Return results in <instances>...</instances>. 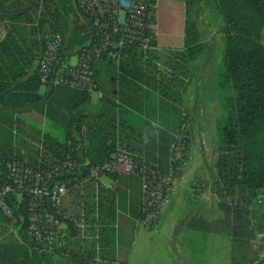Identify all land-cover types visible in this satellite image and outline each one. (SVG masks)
Segmentation results:
<instances>
[{
    "label": "trees",
    "instance_id": "16d2710c",
    "mask_svg": "<svg viewBox=\"0 0 264 264\" xmlns=\"http://www.w3.org/2000/svg\"><path fill=\"white\" fill-rule=\"evenodd\" d=\"M145 1L156 3V0ZM202 1L184 0L182 49H171L161 57L157 52L144 53L137 45H128L123 49L119 62L110 60L118 86L115 93L120 103L110 100L104 116H79L74 121L77 133L82 124L86 125L89 145L85 147L81 159L89 161L87 171L110 159L117 140L125 144L135 159L167 171L172 135L157 129L158 133L149 140L146 128L150 122L135 123L129 115L132 111L147 115L154 111L155 120L160 121L165 110L174 109L180 113L179 127L186 123L182 115L184 110L180 92L192 73L193 62L206 48L199 24L192 14ZM215 1L223 18L225 33L218 87L226 96L223 109L216 119L218 148L214 163V185L221 215L215 220L200 214L192 215L186 223L184 244L191 253L192 264H208L210 235L226 234L230 239L231 264H264V257L260 258L254 249L253 221V208L259 204L258 197L264 191V0ZM0 12L9 22L5 37L0 38V105L20 109L39 103L44 98L40 93L42 83L38 72L28 74L35 62L36 51L41 44L38 37L43 30H48L49 34L61 33L66 39V49L76 50L89 41L91 29L83 13L77 9L75 0H14L6 6L0 2ZM154 44H157L156 40ZM160 60L164 61L170 72L159 69ZM151 91L157 92L160 97L151 101ZM82 94L84 97L86 92L82 91ZM9 126L0 130V137H6V141L0 139L1 162L17 158L38 166L41 162L48 163L52 158L69 152V142L74 141L69 133L62 140L49 133L42 136L39 133L42 149L36 147L34 154L26 158L16 150L12 131L14 124ZM131 127L132 132L129 131ZM144 130L146 133H143ZM188 135L189 132L185 140L186 156L189 150ZM11 201L15 203L14 199ZM106 202V211H102L107 218L102 231L105 239L100 253L104 260L95 261L90 255L81 257L67 251L66 247L65 254L60 256L66 262L61 263L125 264L117 263L113 248L115 197L108 193ZM20 206L17 226L20 228L19 239L23 241L20 244L25 245L28 242L23 219L27 215V203L22 202ZM6 219L12 223L8 217ZM11 239L18 243L15 237ZM29 247L30 251L21 256L14 252L4 254L0 248V264L57 262L55 256L40 254L31 244Z\"/></svg>",
    "mask_w": 264,
    "mask_h": 264
},
{
    "label": "crops",
    "instance_id": "0c3cea01",
    "mask_svg": "<svg viewBox=\"0 0 264 264\" xmlns=\"http://www.w3.org/2000/svg\"><path fill=\"white\" fill-rule=\"evenodd\" d=\"M13 1L0 0L4 6L12 4ZM156 1L157 5L159 3L160 5L164 4L165 8L157 15L155 28L157 44H155L156 48L150 51L157 52L161 57H164L169 50L184 47L185 3L184 0ZM8 28L9 22L4 13L0 12V38L5 37ZM47 31L44 29L38 37L41 44L37 48V56L33 66L29 69V75L38 71L39 59L46 43V36L49 34ZM199 58L193 62L191 66L192 75L187 79L180 92L183 101L182 109L184 110L182 115L185 116L186 124L188 123V88ZM158 65L160 70L166 73L170 72L166 69L164 61L160 60ZM94 68L99 88L95 92H86L84 97L82 90L69 87L55 88L42 84L40 93L44 95V98L41 102L20 109L0 105V130L2 127H10L11 123L14 124L12 131L17 151H20L21 154H27L30 143H35L38 148L42 149L39 133L41 136L44 133H49L59 140L64 139L66 133L74 137L77 134L74 126L77 117L104 116L110 106V100H114L117 104L120 103L115 93L118 86L111 61L98 60L95 62ZM151 92V101L160 97L157 92ZM177 96H179V92ZM149 113L150 115L132 111L129 118L133 122L136 121L135 123L146 124V121L150 122V126L146 128L147 133L145 130L143 131V133L149 134L147 135L149 140L153 139L159 130L172 135L173 140L175 132L180 129L179 111L165 110L161 116L162 119H159L160 121L155 120L156 113L154 111ZM131 128L129 131L132 132L133 127ZM29 133H34L33 136L36 140L31 139ZM1 138L6 141L5 136ZM193 141L192 137L190 141L191 150L194 149ZM202 150H204L201 153L202 160H192L189 168L181 174L179 189L176 192L173 190L170 192L169 203L167 202L164 208L158 226L154 228L147 227L142 221L143 181L137 174L112 173L114 176L104 175L99 179L100 185L96 186L95 183H91V187L87 186L89 188L87 193L84 194L83 190H77L69 194L64 199V213L75 219L81 226L83 223L84 228L72 231V238L68 243L67 251L85 258L90 255L95 261L104 260L100 253L102 252V241L105 239L102 231L106 226L107 218L102 215V211H106V195L111 193L115 197L116 219L113 221V248L116 252L117 263L192 264L191 253L184 244L187 221L195 214L203 215L209 220L218 219L221 215L214 185L215 160L206 159L208 148L205 147ZM77 153L82 155L80 150H77ZM170 168L171 161L169 160L167 171L159 170L168 173ZM106 186L111 187L107 188ZM171 194L172 196H170ZM132 196H135V202H133ZM0 212L2 214L0 217V237L2 235L3 239L0 240L2 242L0 248H2L3 242L10 237H15L18 243H23L19 239V226L14 227L6 219L7 217L1 209ZM253 221L255 229L254 249L258 256L263 258L264 214L259 204L253 208ZM11 231L12 233H10ZM213 235L215 234L209 237V249ZM25 245L29 244L26 243ZM2 250L4 254L11 253L6 251V248H2ZM207 260L209 261V258Z\"/></svg>",
    "mask_w": 264,
    "mask_h": 264
},
{
    "label": "built area",
    "instance_id": "2783aa9c",
    "mask_svg": "<svg viewBox=\"0 0 264 264\" xmlns=\"http://www.w3.org/2000/svg\"><path fill=\"white\" fill-rule=\"evenodd\" d=\"M75 5L91 26V37L77 50H68L64 35L50 33L37 71L43 85L95 92L99 88L94 68L96 61L119 62L128 45H137L145 52L156 48L151 5L147 1L75 0ZM187 132L188 125L183 123L174 134L168 173L135 159L120 140L107 162L87 171L89 161L75 154L80 150L83 155L89 145L86 125L82 124L74 141L69 142L71 150L48 163L34 166L26 159L17 158L0 161V209L12 225L17 226L20 205L27 203V215L23 219L27 242L43 255L65 254L72 231L84 228V224L81 226L64 213V199L74 191L86 189L92 182L100 185L101 176L134 173L143 181L142 221L149 228L157 227L168 196L176 185L178 168L186 158ZM258 202L264 206V191Z\"/></svg>",
    "mask_w": 264,
    "mask_h": 264
},
{
    "label": "rangeland",
    "instance_id": "374dc122",
    "mask_svg": "<svg viewBox=\"0 0 264 264\" xmlns=\"http://www.w3.org/2000/svg\"><path fill=\"white\" fill-rule=\"evenodd\" d=\"M150 5L151 21L153 22V36H155L157 15L160 11L164 10L165 6L164 4L160 5V3L159 5H157V1L155 4L150 3ZM192 14L193 18L199 24L202 39L206 45V48L197 61L195 73L190 78L188 88L189 100L187 107L189 150L184 163L178 168L176 174L177 181L176 185L174 186L173 192H176V190L179 189L180 176L185 172L186 169L189 168L192 160H202L201 153L204 152L202 148H208V156L206 157L207 160L216 159L218 146L216 144L215 120L223 109V100L226 96V93L220 91L218 87V71L222 56L225 51V33L223 30V18L217 7L216 1L204 0L200 2L195 7ZM47 38L48 36H46V41ZM154 40H156V36ZM262 41L264 43V28L262 31ZM74 59L75 58H73L72 60L74 61ZM33 135L35 134L29 133L30 138L36 140ZM192 137L194 140V149H192L193 151L190 147V141L192 140ZM36 147L37 146L35 143H30L27 154H24L26 158H28L31 154H34ZM91 186L92 184L89 185V187ZM88 189V187L84 189L85 192L83 190V193H87ZM170 196H172V194ZM169 198L171 197L168 196V199ZM132 200L133 202L136 201L135 196H132ZM167 202L169 203V201ZM259 205L260 208H262L264 214V206L262 204ZM0 217H2L1 212ZM117 230L120 232L118 228ZM131 231L132 230L130 228V233ZM10 233H12V231ZM212 238L213 239L210 243V249L207 254V258H209L208 264H231V245L228 235L215 234ZM0 240H3L2 235L0 237ZM2 248H6V251L8 252L19 253L20 256L23 255L26 251H30L29 245H22L20 243H17L12 240L11 237L3 242ZM60 256L62 255L59 254V256H55V259L57 261L55 264H63L66 262V259ZM61 261H63V263H61Z\"/></svg>",
    "mask_w": 264,
    "mask_h": 264
}]
</instances>
